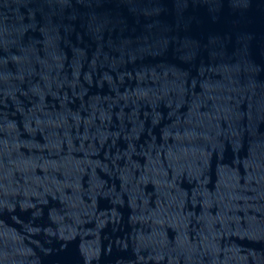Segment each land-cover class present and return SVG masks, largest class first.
Listing matches in <instances>:
<instances>
[{
	"label": "water",
	"instance_id": "1",
	"mask_svg": "<svg viewBox=\"0 0 264 264\" xmlns=\"http://www.w3.org/2000/svg\"><path fill=\"white\" fill-rule=\"evenodd\" d=\"M0 264H264V0H0Z\"/></svg>",
	"mask_w": 264,
	"mask_h": 264
}]
</instances>
